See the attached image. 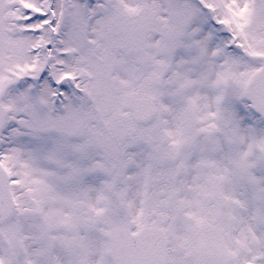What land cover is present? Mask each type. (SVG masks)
Here are the masks:
<instances>
[{
	"label": "snow or ice",
	"instance_id": "6c2138e0",
	"mask_svg": "<svg viewBox=\"0 0 264 264\" xmlns=\"http://www.w3.org/2000/svg\"><path fill=\"white\" fill-rule=\"evenodd\" d=\"M0 264H264V0H0Z\"/></svg>",
	"mask_w": 264,
	"mask_h": 264
}]
</instances>
